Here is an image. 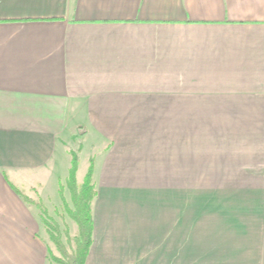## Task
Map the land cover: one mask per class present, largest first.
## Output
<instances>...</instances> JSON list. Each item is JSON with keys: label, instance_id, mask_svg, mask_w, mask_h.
Returning <instances> with one entry per match:
<instances>
[{"label": "crops", "instance_id": "0c3cea01", "mask_svg": "<svg viewBox=\"0 0 264 264\" xmlns=\"http://www.w3.org/2000/svg\"><path fill=\"white\" fill-rule=\"evenodd\" d=\"M79 128L85 264H264V0H0V264H47L13 185L50 208Z\"/></svg>", "mask_w": 264, "mask_h": 264}, {"label": "trees", "instance_id": "16d2710c", "mask_svg": "<svg viewBox=\"0 0 264 264\" xmlns=\"http://www.w3.org/2000/svg\"><path fill=\"white\" fill-rule=\"evenodd\" d=\"M71 166L68 171L65 183H60L59 193L64 202L68 216L76 223L77 232L71 235L65 230L66 241L63 240V232L59 221L53 217L45 205L40 201L22 194V192L13 185V188L20 193L26 201L34 203L39 211L45 240L48 246L47 264H85L90 253L94 239V214L93 203L97 196V189L94 183V159L90 161L88 171L84 181L79 183L77 172L79 167V156L72 152ZM67 188L70 192V204L64 190ZM49 239V240H48ZM54 245L51 246L50 242ZM69 244L71 248H68ZM54 247L58 254L54 252Z\"/></svg>", "mask_w": 264, "mask_h": 264}, {"label": "rangeland", "instance_id": "374dc122", "mask_svg": "<svg viewBox=\"0 0 264 264\" xmlns=\"http://www.w3.org/2000/svg\"><path fill=\"white\" fill-rule=\"evenodd\" d=\"M84 133H86V132H84L82 128L77 129V133L69 141V147H70L69 152L70 153H71V151L76 152L78 154L79 160H80V164H79V168H78V172H77V174H78L77 180L79 183H82L84 181V177L88 171L90 161L93 160V158H94L93 156H94L95 150L99 149V147L101 146L98 139H94V137L89 138L88 136H85ZM89 158H90V160H89ZM58 172L60 174L64 173L63 169L60 166L58 168ZM93 179H94V177H93ZM56 193H57V190H55V194ZM30 194L33 195L31 192H30ZM55 194H54V196H51V198L49 199L48 204H49L50 208L47 207L46 203L43 201V199H41L40 196H39L40 198H37V196H36V198L33 200H35V201L41 200L42 204L46 206L49 213L53 217H55L57 221H59L60 228L63 232V240L66 241V236L64 233L65 230H68L71 235H74L77 232V225L68 216L67 211L65 209L64 202L61 199L60 193H59L58 197ZM64 195H65L67 201L70 204H72L70 192L67 188H65V190H64ZM43 233H44V231H43ZM44 235H45V233H44ZM50 244H51V246H54L51 242H50ZM67 245H68V248H71V246L69 244H67ZM54 252L58 254L55 247H54Z\"/></svg>", "mask_w": 264, "mask_h": 264}]
</instances>
